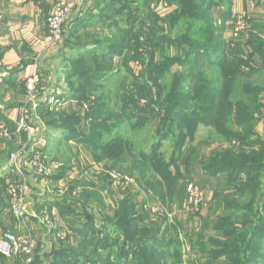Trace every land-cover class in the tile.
I'll return each mask as SVG.
<instances>
[{"label":"rangeland","instance_id":"1","mask_svg":"<svg viewBox=\"0 0 264 264\" xmlns=\"http://www.w3.org/2000/svg\"><path fill=\"white\" fill-rule=\"evenodd\" d=\"M177 6L169 4L167 0H158L151 5L152 13L162 21L158 26L162 33L157 34V37L169 36L172 41L181 33H191L192 26L196 27V31L211 33L206 27L194 25L190 21L172 29L166 18L180 13ZM94 11H91L92 16L99 14L98 9ZM238 12L234 13L227 25L225 23L228 20H215V26L223 29L222 40L228 43L229 48L242 45L252 38L264 41V16L249 20L247 13ZM216 13L213 11L212 15L216 16ZM70 15L66 22L71 19ZM258 22L260 23L257 24ZM138 23L134 27L124 25L111 10L106 11L101 18L93 19L87 13L83 14L77 27L80 43H87L88 51L94 52L98 58L109 57L108 70H93L95 78H90V74L84 75L83 72L73 76L77 60L80 61L79 65L97 67L98 64L94 63L95 56L65 51L43 75L38 72L37 67V76L39 80H43L44 90L37 86L31 102L22 104L21 112L19 111L21 118L17 119L15 126H3L0 129V146L8 151L0 154L1 163L4 164L8 156L10 165L17 161L23 162V166H18V171L9 166L0 170L10 206L14 199L8 194V189L23 181L31 184L26 182L28 190L22 201V211L27 216L25 225L16 221L9 205L8 209L0 208V235L6 231L17 236L30 234L35 243L30 264H35L37 258L42 261L41 264H51L47 256L52 254L53 248L72 249L81 240L87 243L89 256L90 252L96 251L98 256L105 257L106 252L110 251L111 261L123 264L126 260L119 257L121 253L123 255L120 248L123 244L120 239L122 237L129 238L124 251L131 258L134 256L142 261L141 264L147 263L149 252L154 249L156 256L152 255V258L157 260L160 255L166 256L160 259L161 264H215L205 254L207 251H215L216 240L222 238V234L217 233L216 225L223 220L221 216L226 215L222 204L232 199V193L226 190L216 198V193L224 189L225 176L211 174L203 165L217 153L231 151L238 145L235 141L225 140L217 129H230L228 122L213 125L215 127L196 124L198 120L193 119V115H197L195 111L203 102V95L200 93L196 94L195 98L200 99L193 103L186 119L177 118L170 127L176 137L180 134L190 135L184 149L181 150L170 135L164 136L163 133H158L159 130L156 131L161 127V120L168 119V110L174 107L180 85L177 79L170 88L169 85L168 88L164 86L169 84L172 76L191 68L192 63L190 57H187L185 64L179 62L185 61V46L178 48L174 45L154 44L158 49L154 48L152 51V47L148 46L151 23L143 24L144 20ZM222 23L224 26H221ZM116 26L124 31H119ZM63 27L60 41L53 45L61 42ZM129 31L131 36L127 35ZM117 41H126L119 54L107 50L109 44ZM236 51L237 53L228 51L226 60L235 59L232 58L234 55L245 56L242 58L247 60L245 48ZM162 59L173 65L167 69L169 73L157 82L165 91L159 98L158 89L154 86L156 73L150 75L151 82L146 74L151 64L158 65ZM257 61L260 63L262 60L258 58ZM233 63L226 68L231 69ZM220 65L218 63L204 69L208 82L213 83V86H219L221 81L225 83L226 88L222 83L220 87L227 105L241 108L244 93L242 85L264 86L262 64L258 71L255 66H241L243 74L231 80L219 78L217 73ZM251 65L256 63L253 61ZM31 71L32 69L30 73ZM123 78H126V82ZM26 80L27 78L24 93ZM89 85L93 88L88 100L75 94ZM138 90L145 94L137 96ZM46 93H49V98ZM184 97L179 101L183 99L187 103ZM164 98L162 105L160 102ZM24 101H27L26 95ZM148 109L155 112L150 113ZM198 115L202 116L204 113ZM75 119L79 122H74ZM259 124L262 125L263 121L255 124L257 139L264 140V127L257 128ZM43 148H46L44 154L35 152ZM60 161V164L54 163ZM172 161L176 164L170 165ZM132 164L141 166L142 176L134 171L131 175L117 177V171L109 169L113 165L127 167ZM5 170L12 171L15 178L7 179L4 176ZM26 176L31 177L25 178ZM68 176L72 177L68 179ZM138 179L141 180L140 184L137 183ZM189 185L200 189L203 195L204 205L198 211H186L184 208ZM31 197L35 200V205L40 204L41 200L49 199L59 207L42 204L41 208H37L38 211H34L29 200L26 209L25 201ZM127 205H133V209L124 214L122 208ZM64 209L66 210L63 212ZM81 213L91 218L86 220L80 216ZM246 217L247 214H243L234 219L244 221ZM122 218L126 220L119 224ZM51 222L52 226L55 223L56 231L55 226L54 229L50 228ZM132 222L134 224H129ZM72 225L84 233L73 234L69 229ZM135 230L138 239H131L130 235ZM153 235L157 237L156 248L143 243L145 239H152ZM106 240L116 243V246H106L105 252L102 244ZM38 261L36 264H39ZM0 264H23V261L18 256H0ZM83 264L95 263L89 260Z\"/></svg>","mask_w":264,"mask_h":264},{"label":"trees","instance_id":"2","mask_svg":"<svg viewBox=\"0 0 264 264\" xmlns=\"http://www.w3.org/2000/svg\"><path fill=\"white\" fill-rule=\"evenodd\" d=\"M206 1L208 0H167L169 4H175L176 6L178 4L177 7L180 10V13L172 14L166 18L168 21L167 23L172 29H175L177 26L184 25V22L190 21L194 25L198 24L199 26L206 27V29L211 32L208 33L205 30L196 31V27L192 26L191 33H186L184 35L181 33V35L173 39L174 41H171L168 38L169 36H156L161 32L160 27L158 26L162 21L159 17L152 13L151 5L153 3H157L158 0H84L85 4H87L85 9L80 11L81 13L79 12V15L77 14L74 18H71L68 22H66L63 27L61 54L63 55L65 51L71 50L73 53L95 56L96 62L94 63L98 64L97 67L82 64L79 65L80 61L77 60L74 65L75 72L73 73V76L83 72L84 75L85 73H88L90 74V78H95V75H92L93 70H96L97 68L99 72L108 70L109 57H103L101 59L98 58L94 52L92 53L91 51H88L87 43H80L79 31L77 29V27H79L80 20L83 18V14L87 13V15H89V17H93V19L101 18L108 10H111L115 16L119 18L120 23H123L124 25L134 27L136 24H139L138 22L143 20V24L151 23L152 32H150L149 35L148 46L152 47V51L154 48H157V45L154 44H159L160 46L174 45L178 46V48L185 46V61L179 60V62L181 64H185L187 62V57H190L192 63L191 68L187 71L183 70L182 73L180 72L181 74L178 73L172 76L169 84L164 86L165 88H168L169 85L170 88L173 85L172 82L177 79L178 84L180 85L176 92L177 98L175 100L174 107L168 110V119L166 121L162 119L160 123L161 127L160 129H156V131L159 130L158 133H163L164 136L170 135L173 137L176 145H178L181 150L184 149L190 135L180 134L179 137H176V134L172 133L173 131L170 127H172L175 123V119H186L187 112L194 106V102H197L200 99L195 98L198 93L203 95V102H201V105L197 107L195 111L197 115H193V119L198 120L196 124L213 126L228 122L231 126L230 129H217H219L223 134V138L225 140L229 139L231 141H235L238 146L231 149V151L228 150L227 152H222L221 154L217 153L215 156L213 155L214 157L208 161L206 160L203 165L204 169L209 173H216L225 176L223 179L224 189L216 193V198H218L219 194L221 195L226 190H230L232 193V199H229L222 204L226 215L221 216V219L223 220L216 225L217 233L222 234V238L216 240L215 251H207L205 255L207 258H210H208V260L211 263L215 264H264L262 262L264 260V140L257 139L255 130L256 122L262 121V117L264 115V86L253 84L242 85L241 89L244 91L242 94V106L241 108L236 109L233 105H227V103L223 100V91L220 86L222 83L223 87L226 88L225 83L221 81L219 86L216 84L213 86V83L208 82L207 74L204 69L207 68V66L210 68L214 67V65L218 63H221L217 74L220 76V79L224 80L225 78L231 80L233 77L243 74L240 69L243 65L248 67L255 66L258 71V69L262 68L260 64L264 65V41H260L259 38H252L247 40L242 45H233L231 47L232 49L229 48L228 43H225L222 40L221 35L223 29L220 26H215L217 14L216 16L212 15L213 9L211 6L205 8ZM95 9L99 10L101 17L99 14L96 16L93 14L92 16V12H95ZM84 11L85 13H82ZM229 16L230 10L218 12V17L223 18V20L229 18ZM223 24L224 23H222L221 26H224ZM118 30L121 32L124 31L120 27ZM127 35L131 36V31H129ZM125 42L126 41H117V43H111L107 46V50H111L112 52L119 54L120 49L125 46ZM78 48L82 49L79 50ZM244 48L247 51V60L242 58L245 56L241 57L238 55H234L232 57L235 59L226 60V54L228 51H232L231 53H237V49L242 51ZM238 53L240 54V52ZM258 58L259 60H262L260 63L257 61ZM253 61L256 65H251ZM168 62L169 61L166 59H162L158 65L151 64L146 74L151 82L150 75H152L153 72L156 73V83L154 86L158 89L157 95H159V98L165 91L162 86L158 85L157 82L162 76L169 73L167 72V69L173 64L171 65ZM231 62H234L233 65L231 64V69L226 68V66ZM234 65L236 67H234ZM123 80L126 82V78H123ZM123 84L124 83H122V87L124 86ZM37 86H39V89L41 87L44 90V82L42 79L39 80ZM92 88L93 87L89 85V87L78 90L75 94H80L82 99L88 100V97L92 92ZM139 92L141 91L138 90L137 96L139 97L145 94L144 92L139 94ZM48 94L46 93L49 98ZM183 96L187 99V103L182 101L183 99L179 101V99ZM164 101L165 98L162 102H160V104L163 105ZM144 111H147V109ZM148 112L154 113L155 111L148 109ZM200 113H204V115L199 116L198 114ZM75 120L74 122H79L78 119L76 121ZM69 121L72 120L69 119ZM4 164L0 162V170L4 167ZM172 164H176V162H170V165ZM111 168L117 171L119 176H128L134 171L139 172V174L141 173V176L143 175V169L137 164H132L127 167L113 165L109 169ZM140 181L141 180L138 179L137 183L140 184ZM5 189L4 180H0V208L2 209H8V200L5 196ZM48 205L50 207H59L57 206L58 204L55 203ZM132 209L133 205H127L122 208L124 214L128 213ZM65 210L66 209H64L63 212ZM243 214H247L244 221L234 219L242 216ZM80 216L84 217L86 220L91 218L84 213H81ZM226 218L228 219L224 220ZM125 220V218H122L119 224ZM133 222L129 224H134ZM83 224L85 225V223ZM69 229L73 232V234H78L79 232L84 233L79 229H76L74 225L69 226ZM130 238L138 239L137 230H135L134 233H131ZM156 238V235H153L152 239H145L143 243H148L156 248ZM120 239L123 241V244L120 246V248H122L123 255L120 252L121 254L119 257L126 260L123 264H141L142 261L134 256L131 258L129 253L124 251V249L126 250V240L129 238L122 237ZM86 244V242L81 240L75 248H60L56 251L53 250L52 254H49L47 257L50 258L51 264H83L89 262V260L90 262L93 261L95 264L119 263L118 261H111V252L105 251L106 246H116V243L112 241L107 242L106 240V242L102 244V250L106 252L105 257L98 256L96 251L94 253L90 252L91 256H89ZM86 252L88 255H86ZM149 253L150 258L146 259V264H161L160 259L162 257H166L165 255H160L157 260L152 258L153 256H156L155 249ZM38 259L39 258L35 260V264ZM76 259H79L80 261H76ZM38 263L41 264L42 261L40 260Z\"/></svg>","mask_w":264,"mask_h":264},{"label":"crops","instance_id":"3","mask_svg":"<svg viewBox=\"0 0 264 264\" xmlns=\"http://www.w3.org/2000/svg\"><path fill=\"white\" fill-rule=\"evenodd\" d=\"M57 1L58 0H0V124L3 126L13 127L17 119L21 118L19 111L22 104L26 103L24 101V82L25 79L29 77L32 66L36 65L38 67V72L43 75L53 67L54 62L62 55L61 42L63 39L58 45H50L47 26V20ZM86 5L84 0H74L71 13L72 16L70 15V18H74L80 11L85 9ZM209 6H211L213 11L217 12L218 20L222 22L228 20L225 25L229 24L234 13L238 11L247 13L249 20L254 18L259 19V17L264 16V0H208L205 3V8ZM226 10H230L229 18L223 20V18L218 17V12ZM259 23L260 22L257 24ZM260 126L261 128L264 127L263 124H259L257 128ZM10 150L13 151L14 149L10 148ZM45 150L46 148H43L41 150H35V152L44 154ZM5 152L8 153V151H5L4 148L0 146V154L2 155ZM9 152L11 153V151ZM9 162L10 156L6 158L4 166H9L11 169H13L14 165H16V167L23 166V162L17 161L14 165H10ZM61 162L62 161L54 163L60 164ZM5 171L6 173H4V176H6L7 179L15 178V174H13L12 171ZM27 174L30 173H26V175ZM28 177L31 176H26L25 178ZM71 177L72 176H68V179ZM0 180H4V178L0 176ZM56 181L60 182V180ZM29 185H31L30 182ZM29 200L31 201L32 208H35L34 211H38V209L42 207V204H53L49 199H45L41 200L40 204L35 205V200L31 197V199L29 198L25 201L26 209H28L27 205L29 204ZM8 205L10 206V202H8ZM26 217L27 216H25V220ZM53 226L56 228L55 223ZM53 226L51 222L50 228ZM54 230L56 231L57 228ZM60 248L63 249L64 247ZM53 250H57V248H53ZM262 262L264 263V260Z\"/></svg>","mask_w":264,"mask_h":264},{"label":"built area","instance_id":"4","mask_svg":"<svg viewBox=\"0 0 264 264\" xmlns=\"http://www.w3.org/2000/svg\"><path fill=\"white\" fill-rule=\"evenodd\" d=\"M73 3L74 0H58L54 5L51 15L47 20L50 45L60 41L62 27L73 10ZM38 82L37 66L33 65L32 71L25 83L26 103L31 102L33 95L36 94ZM2 127L3 125L0 126V129H2ZM13 169H15V171L19 170L16 165L13 166ZM39 171L41 172V170ZM116 176L119 177V175ZM26 190L27 186L25 181L18 186H13L8 189V194L14 199L11 205V212L15 216L14 218L16 221L23 225H25V214L22 211V201L23 196L26 194ZM203 205L201 190L195 186L189 185L186 189L185 210L198 211ZM34 248L35 243L30 234L17 236L5 232L0 236V256L2 257L18 256L22 258L23 264H30V257Z\"/></svg>","mask_w":264,"mask_h":264},{"label":"water","instance_id":"5","mask_svg":"<svg viewBox=\"0 0 264 264\" xmlns=\"http://www.w3.org/2000/svg\"><path fill=\"white\" fill-rule=\"evenodd\" d=\"M262 121H263V124H264V115H263V117H262Z\"/></svg>","mask_w":264,"mask_h":264}]
</instances>
